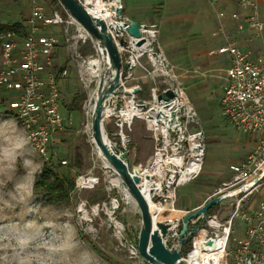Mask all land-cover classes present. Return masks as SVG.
I'll use <instances>...</instances> for the list:
<instances>
[{
	"label": "rangeland",
	"instance_id": "rangeland-1",
	"mask_svg": "<svg viewBox=\"0 0 264 264\" xmlns=\"http://www.w3.org/2000/svg\"><path fill=\"white\" fill-rule=\"evenodd\" d=\"M122 2L125 17L156 30V33H146L148 41L147 46L140 49L145 52L140 57V65L128 78L123 77V85L115 92L122 99L119 101L121 105L116 109L115 101L105 105L103 126L108 140L118 151L125 148L128 150V154L127 151L124 154L127 155L130 166L142 176V184L143 169L151 168L156 156L153 130L145 117L149 113H156V98L170 84V80L157 70L149 53L162 52L177 79L182 81L189 98L191 92L187 87L189 85L182 79L181 68L177 66L182 57L176 48L175 31L162 29L161 19L166 12H175L176 0ZM35 4L42 5L47 12L56 8L67 16L60 0H0V24H17L19 29L25 27ZM207 7L216 15L215 5L209 4ZM218 16L222 17L220 11ZM53 29L59 38L53 55L54 69L57 72L62 67L70 71L67 77L60 78L65 79V85H60L62 112L70 120L66 135L61 136V140L56 141L54 146L50 145L46 154L39 153L32 143L29 129L9 107L8 98L12 95L0 88V96L6 97L4 102H0V149H7L9 152V158L3 165L4 171L0 173V264H147L148 261L139 250L138 253L132 251V245L138 249L142 226L140 208L126 184L93 141L91 122L97 90L104 75L108 74L106 84L113 76L105 62L106 54H102L97 43L89 38L85 42L80 40L70 43L65 40L63 28ZM3 32L0 31V70L3 62ZM203 35L205 37L207 34L203 31ZM91 58L100 62L97 73L91 71ZM80 72L83 73L84 80L81 79ZM136 84L142 87V91L134 95L131 89ZM154 90H157L156 97ZM214 91L215 89L210 90L211 96ZM129 99L137 105L145 104L144 107L140 106L143 117L135 116L133 120L123 123L121 128L118 124V120L122 119L120 110ZM190 101L199 119L190 130H201L204 133L205 149L200 171L175 190V184L170 187L172 199L175 200L171 206L177 209H180L179 201L183 205L194 203L198 201L195 200L196 197L214 192L222 182L230 179V164L241 158L245 151L251 152L254 149L222 114L216 98L208 105L203 100L198 105L191 98ZM107 107L112 111H105ZM168 121L160 119L158 124L162 122L163 128H166ZM5 133L9 135L7 140ZM13 144L21 146L13 152ZM161 148L163 158L168 159L167 156L171 153L169 146L168 150L163 145ZM45 162L53 163L69 180L71 198L68 201L50 199L43 191L35 189L34 183ZM182 167L176 169H183ZM173 168L167 166L164 177L154 175L152 179L162 180L166 185L171 180ZM87 178H92V181L86 185L79 183V180L87 181ZM17 185L22 187L18 189ZM154 200L163 202L158 196ZM165 202L170 203L171 200ZM228 202L229 199H224L210 211L217 212L220 206L226 208ZM182 214H185L182 210L174 211L169 208L163 211L161 219L180 217ZM172 226V222H167L164 229ZM243 226L239 220L236 221L230 245H234L233 237L242 236ZM189 246L190 244L187 247Z\"/></svg>",
	"mask_w": 264,
	"mask_h": 264
},
{
	"label": "built area",
	"instance_id": "built-area-1",
	"mask_svg": "<svg viewBox=\"0 0 264 264\" xmlns=\"http://www.w3.org/2000/svg\"><path fill=\"white\" fill-rule=\"evenodd\" d=\"M98 1L104 3L99 10V18L105 22L112 35L121 54L122 63L130 64L126 68L125 78H128L140 65V57L145 53L140 49L147 44L146 33L154 35L156 30L148 29L143 24L141 37L132 36L126 29L129 24L128 18L124 14L111 11L115 6L112 5L113 0ZM259 1L264 3V0H239V5L247 12L244 21L258 34H262L264 20L260 18ZM79 2L89 11L95 5L93 0L92 3L88 0H79ZM62 6L67 16L56 8L47 12L42 5L35 4L26 20L24 34L8 31L1 36L3 62L0 70V86L12 95L8 98L9 107L29 129L32 143L41 154H46L50 145H54V136L65 126L66 119L62 112V92L58 76L67 77L70 71L68 68L57 72L54 69L53 55L59 44V38L53 28H63L65 40L70 43H77L80 40L85 42L89 38L95 41L101 53L105 54V47L63 4ZM116 8L123 9L121 1ZM220 15L223 16L224 12L221 11ZM238 15L237 12L232 13L234 18ZM243 27L244 25L240 24V28ZM142 37L145 41L138 45L137 42ZM121 39L124 40L123 43ZM217 52L228 54L230 57L226 83L220 93L222 114L243 135L253 137L255 145L243 159L230 164L229 168L232 171L230 179L222 182L211 197L245 186L264 169V51L255 52L234 42H228L220 46ZM149 56L155 62L157 70L170 80L169 86L160 93L168 89L174 92L173 98L162 99L160 102L164 113H172L166 128L163 129L162 122L156 126L150 125L155 141V155L163 154L162 145L166 146L167 150L169 146L171 153L167 157L181 160L184 168L190 161L196 145L202 148V156L204 155L205 145L202 144L200 137L202 131L190 130L194 123L199 122L198 115L182 81L177 79L165 55L153 51ZM80 77L82 80L85 78L81 72ZM123 83L124 81L121 80L106 102L107 104L115 101V109L121 105L119 101H122L115 92ZM131 92L134 95L137 93L132 89ZM154 95L157 96V90H154ZM122 109L123 107L120 115ZM120 120L123 123V118ZM172 167L174 168L170 176L171 180L166 185L162 182L161 188L153 190L152 198L158 196L163 202L170 199L173 206L175 200L169 196L170 187L175 184V190L183 183H180L182 169H176L177 165ZM166 191L168 193H165ZM225 199H229L228 206L226 208L220 206L217 212H209L204 224H199V221L195 220L190 223L189 229L192 224L198 225L199 229L193 232L190 246L183 253L186 263L188 264V256L192 251H213L216 242L221 240L222 248L217 252L216 261L209 256L207 264H264V175L254 185ZM183 216L184 214L173 218V226L164 236L171 250L176 247ZM238 220L244 225V235L240 238L233 237L232 246L230 241ZM202 229L205 230L204 233L201 232ZM208 240L213 241L212 249L205 248ZM132 251L138 253L135 245H132Z\"/></svg>",
	"mask_w": 264,
	"mask_h": 264
},
{
	"label": "crops",
	"instance_id": "crops-1",
	"mask_svg": "<svg viewBox=\"0 0 264 264\" xmlns=\"http://www.w3.org/2000/svg\"><path fill=\"white\" fill-rule=\"evenodd\" d=\"M209 4L215 5L216 15H213L208 10L207 6ZM176 5L173 14L166 12L165 17L161 19L162 29L164 31L167 29L171 32L175 31L176 48L179 51V56L182 57L177 66L181 68L180 74L184 83L189 85L187 87L191 92L190 98L194 101L195 105H198L202 100L206 101L208 105L216 98L220 105V93L226 83V71L230 65V57L228 54L218 53L217 49L228 42H234L241 47L250 48L255 52H263L264 32L258 34L255 29L249 27L247 22L244 21L247 12L240 7L239 0H176ZM259 10L260 18L264 20V3L260 1ZM219 11L224 12L222 17L218 16ZM233 12L239 14L237 18L232 16ZM170 15L173 16L170 17ZM240 24H243L244 27L240 28ZM200 30L204 31L207 35L205 37L204 35L202 36ZM179 36L181 38H178ZM64 80H59L61 86L65 85ZM133 87L132 90H136L137 93L142 91V87L139 84ZM211 89H215L212 96L210 95ZM63 114L66 117L65 126L55 134L54 145L61 140V136L66 135V127L70 122L67 114ZM238 133L244 137L246 143H250L251 147H254L253 137L242 135L239 131ZM249 152L245 151L237 161L243 159ZM136 169L142 170L143 168ZM229 171L232 175L230 168ZM212 194L213 192H207L204 195L196 197L195 200H198L197 202H189L185 205L179 201V210L188 212L196 209L211 198ZM224 215H226V212H224Z\"/></svg>",
	"mask_w": 264,
	"mask_h": 264
},
{
	"label": "water",
	"instance_id": "water-1",
	"mask_svg": "<svg viewBox=\"0 0 264 264\" xmlns=\"http://www.w3.org/2000/svg\"><path fill=\"white\" fill-rule=\"evenodd\" d=\"M61 3L70 11L92 34V36L105 47L106 64L108 71H112L113 76L109 83L106 82L108 74L103 76L98 90L95 101V107L92 115V134L93 141L97 145L101 154L105 159L113 166L122 181L126 184L130 193L133 195L137 202L142 216V226L139 233L138 250L140 254L151 264H187L183 253H185V244L192 239L193 232L199 229L198 225L191 222L199 221V224H204L210 208L215 204L220 203L225 198L232 196L235 193L241 192L244 188H248L259 181L264 175V169L248 184L243 187L232 190L231 192L219 194L209 198L205 203L196 209L186 212L182 218V227L179 232L176 247L171 250L165 240L164 236L167 234L169 228L164 229L167 222H172L173 218L167 220H159L154 222L150 204L145 196L142 188L141 181L142 176L132 168L128 162L127 155L124 151H118L116 147L108 140V137L104 131L103 126V112L108 97L117 88L120 81L123 79L126 73V68L129 67V63L123 64L121 54L118 51L117 45L107 29L105 22L94 16L85 6H83L79 0H60ZM119 13L123 14V9L119 8ZM128 18V17H127ZM129 23L126 27L127 31L135 37H141L142 23L128 18ZM145 41V38H140L137 42L141 45ZM123 43L124 40L121 39ZM111 66L113 69H111ZM174 97L172 89H168L158 95L157 100L159 102L162 99L170 100ZM144 107L145 104H141ZM118 124H121V120H118ZM202 144L204 145V133L200 134ZM213 241L208 240L205 244L206 249L213 248Z\"/></svg>",
	"mask_w": 264,
	"mask_h": 264
},
{
	"label": "bare ground",
	"instance_id": "bare-ground-1",
	"mask_svg": "<svg viewBox=\"0 0 264 264\" xmlns=\"http://www.w3.org/2000/svg\"><path fill=\"white\" fill-rule=\"evenodd\" d=\"M93 1H94L93 4H95V5L90 8L91 9L90 12L94 16L99 17L100 16L99 10L102 9V6L104 3H102L101 1H98V0H93ZM120 1L121 0H113L112 5H115L117 7V6H119ZM88 2L92 3V0H88ZM115 6L111 9V11H113V12L115 11V12L119 13V10ZM150 33H153V32L150 31ZM89 65H90V68L92 69L91 71H93L95 73L98 72L100 62L97 61V59L91 58L89 60ZM156 106H157V108L161 107L162 109H158L156 111V113L153 115H151V113H149V115L145 117L150 122L151 126H156L160 119H168L169 120L170 118H172L171 113H164L162 104H160L159 101L157 102ZM105 111L110 112V111H112V109L110 107H107V108H105ZM142 112H144V111H142ZM121 115L123 118V123H125L128 120H133L135 116H142L141 108L132 99H129V100H127L125 106L123 107ZM123 123H121L120 125L122 126ZM163 129H165V128H163ZM202 154H203L202 148L199 147L198 145H196L195 149L192 152V157H191L190 161L188 163H186L185 167L180 171L181 172L180 183H184V182L188 181V179H190L194 174H196L200 170V168H202L201 167L202 161H203ZM173 165H177L178 167H182L183 164H182L181 160H177L174 157L169 156L168 159H164L162 155H157L156 158L153 160L152 167L151 168L145 167L143 169L142 173L144 174V180L141 184V188H142V190H143V192H144L145 196L147 197V200L150 204V208H151V212H152L154 222H157L159 220L164 221V219H161V214L163 213V211H165V209L171 208V209H174V211L175 210L181 211L175 207H172L171 202L170 203L169 202L159 203L152 198L153 190L159 189L162 187V180L154 181L152 179V177H154V175H159L160 177H164L165 173H166L165 168L167 166H173ZM91 181H92V178H89L87 181L79 180V183L86 185L87 183H89ZM169 196H172V193H170ZM167 228H169V227H167ZM201 232L204 233L205 230L202 229ZM221 248H222V241L218 240L215 244V248L213 249V251H211V250H208V251L194 250L188 256V264H207V261L209 260L208 259L209 256H212L214 258V260L216 261L215 258L217 257V252H219Z\"/></svg>",
	"mask_w": 264,
	"mask_h": 264
},
{
	"label": "trees",
	"instance_id": "trees-1",
	"mask_svg": "<svg viewBox=\"0 0 264 264\" xmlns=\"http://www.w3.org/2000/svg\"><path fill=\"white\" fill-rule=\"evenodd\" d=\"M0 31L8 32L15 31L19 34H24L25 27L22 26L20 29L17 24L7 25L0 24ZM65 68H60L58 71H62ZM60 77L58 76V81ZM1 88V86H0ZM5 97L0 96V102L5 101ZM34 187L37 190H41L45 193V195L53 200L58 201H68L71 198L70 185L69 180L63 176L55 167V165L51 162H45L43 164L42 170L39 173ZM211 210V208H210ZM209 212L211 213V211ZM191 243V240L185 244V251H187V246ZM97 249V248H95Z\"/></svg>",
	"mask_w": 264,
	"mask_h": 264
},
{
	"label": "clouds",
	"instance_id": "clouds-1",
	"mask_svg": "<svg viewBox=\"0 0 264 264\" xmlns=\"http://www.w3.org/2000/svg\"><path fill=\"white\" fill-rule=\"evenodd\" d=\"M9 138V135L7 133H5V139L7 140ZM21 145L19 144H13L12 145V150L13 152L15 151L16 148H19ZM9 158V152L7 149H0V173H2L4 171L3 165L5 160H7ZM27 164V162H25ZM2 182V181H0ZM22 185H17V188H21Z\"/></svg>",
	"mask_w": 264,
	"mask_h": 264
}]
</instances>
